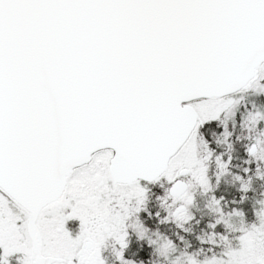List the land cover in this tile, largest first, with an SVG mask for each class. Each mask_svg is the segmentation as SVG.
Masks as SVG:
<instances>
[{
    "label": "snow or ice",
    "instance_id": "6c2138e0",
    "mask_svg": "<svg viewBox=\"0 0 264 264\" xmlns=\"http://www.w3.org/2000/svg\"><path fill=\"white\" fill-rule=\"evenodd\" d=\"M0 264H264V0H0Z\"/></svg>",
    "mask_w": 264,
    "mask_h": 264
}]
</instances>
